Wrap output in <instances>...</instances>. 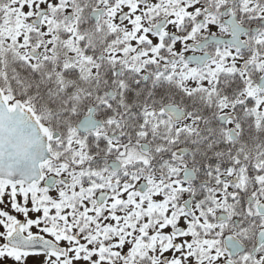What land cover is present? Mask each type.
<instances>
[{
	"label": "snow or ice",
	"instance_id": "6c2138e0",
	"mask_svg": "<svg viewBox=\"0 0 264 264\" xmlns=\"http://www.w3.org/2000/svg\"><path fill=\"white\" fill-rule=\"evenodd\" d=\"M0 264H264V0H0Z\"/></svg>",
	"mask_w": 264,
	"mask_h": 264
}]
</instances>
